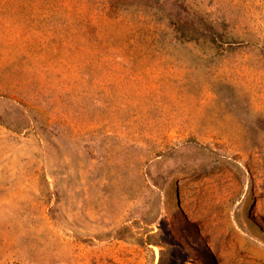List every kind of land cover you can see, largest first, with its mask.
Returning <instances> with one entry per match:
<instances>
[{"label":"rangeland","instance_id":"rangeland-1","mask_svg":"<svg viewBox=\"0 0 264 264\" xmlns=\"http://www.w3.org/2000/svg\"><path fill=\"white\" fill-rule=\"evenodd\" d=\"M0 264H264V0H0Z\"/></svg>","mask_w":264,"mask_h":264},{"label":"bare ground","instance_id":"bare-ground-1","mask_svg":"<svg viewBox=\"0 0 264 264\" xmlns=\"http://www.w3.org/2000/svg\"><path fill=\"white\" fill-rule=\"evenodd\" d=\"M7 239V238H6ZM35 248V247H34ZM39 252V251H38Z\"/></svg>","mask_w":264,"mask_h":264}]
</instances>
